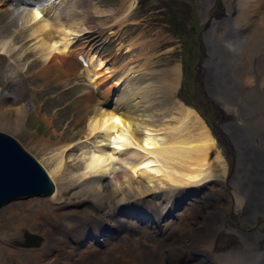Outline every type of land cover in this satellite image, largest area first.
<instances>
[{
    "label": "bare ground",
    "instance_id": "obj_1",
    "mask_svg": "<svg viewBox=\"0 0 264 264\" xmlns=\"http://www.w3.org/2000/svg\"><path fill=\"white\" fill-rule=\"evenodd\" d=\"M84 1L91 0H0L10 15L11 30L10 35L0 30V127L3 129L20 135L24 118L31 110L38 112L42 107L34 103L37 95L27 93L25 96L26 91L19 85L23 79L22 70L28 72L30 67L38 66L29 60V54L43 63L36 73L46 76L55 62H60L62 67L65 61L62 60L68 54L71 56V42L94 32L86 24L96 17L95 14L103 12L94 6L93 11L88 9L93 12L91 15L86 11L82 14L79 11ZM206 1L194 0L198 20L205 26L200 38L202 55L198 70L202 71L201 66L210 70L204 79L197 80L201 91L208 94L206 114L200 105L185 98V76L180 65L164 69L163 79L157 81H162V88L156 86L154 79L150 83V76L147 83L140 86L144 75L129 78L125 75L127 68L123 75L114 77L119 88L130 85L127 97L115 94L110 101L84 108V113L90 115L78 134L85 137V144L71 140L76 132L62 140V134L55 133L59 125L54 122L50 126L54 128L53 136L57 137H52L56 140L31 134L28 143L47 157L48 173L55 180L56 188L50 197H45L47 199L26 203L28 209L34 211L30 217L21 213L23 206L16 209L9 203L10 206L0 208V264H57L58 249L71 229L82 227L86 237L88 228H93L90 223L101 234L104 230L121 229L117 234L111 230L118 238L116 243L103 239L116 257L112 253L109 255L110 252L106 256L103 252L92 264H151L152 261L161 264L162 259L176 249L189 251L185 242L180 236V242L171 240L165 244L164 240L153 239L147 230L140 228L138 231L135 221L131 220L132 215L127 216L131 211L125 212L129 208H121L128 199H134L135 202L129 204L138 214L139 205L148 198L150 204L144 211L150 212L153 220H159L165 210L173 211L174 201L185 197L195 185L201 188L195 191L199 195L193 200L210 192L198 203L194 201L190 206L182 203L180 213L173 217L177 215L179 219L180 216L182 223L191 216L193 228L188 230L192 232L185 238L191 244L197 243L208 254L210 259L204 264H264V233L254 230V219L264 206V127L259 134L260 123L249 121L255 114L251 105L247 107L249 103L243 93L251 97L250 103L256 96L264 99L263 77L259 79L261 74H254L264 73V68H255V71L235 68L238 61L246 60L254 46V40L247 45L243 39H238L241 30L237 27L245 30L253 23L249 35L252 34L255 40L264 36V0H249L252 5L246 12L241 0L238 5L234 0H218L219 12H213L212 4ZM242 17L245 20L236 25ZM221 26L225 27L224 34L217 30ZM230 29L235 33L230 35ZM215 39L224 47L213 45ZM256 53L252 58L259 64V52ZM102 64V59L91 56L87 65L81 68L87 79L86 85L92 91L98 87L95 67L98 69ZM234 70L238 71L236 76ZM60 76L64 80L70 78L61 70L51 81ZM249 80H252L251 84H248ZM149 93L154 98L150 99ZM163 93L170 99H161L159 96ZM57 101H52L55 102L52 109L56 108ZM229 105L237 113L223 118L232 125L221 128L218 121L222 120L223 109ZM204 116L213 123L208 126ZM43 120L49 122L48 118L43 117ZM70 123L73 124L69 122L67 128ZM260 125L263 126V122ZM221 136L225 142L230 139V143L226 144ZM253 140L258 148L252 147ZM2 170L0 168V172ZM80 194L86 197L79 198ZM78 205L81 211L75 210ZM119 211L125 215L122 219L117 215ZM166 220L167 217L159 227L152 224L158 230L162 227L164 231H170L169 234L179 229L183 233L187 231L185 223L168 230ZM21 226L40 234L42 242L36 247L30 245L35 243L37 236L26 229H18ZM3 231L8 233L3 234ZM136 232L138 237L134 238ZM162 235L159 231L158 236ZM90 237L94 238L93 235ZM2 241L19 251L4 248ZM95 243L102 244L100 239ZM50 254L53 259L45 261Z\"/></svg>",
    "mask_w": 264,
    "mask_h": 264
},
{
    "label": "rangeland",
    "instance_id": "obj_2",
    "mask_svg": "<svg viewBox=\"0 0 264 264\" xmlns=\"http://www.w3.org/2000/svg\"><path fill=\"white\" fill-rule=\"evenodd\" d=\"M246 2L247 4L245 5ZM206 3L212 4V9H214L213 12H219L220 6L218 5V0H208L206 1ZM242 3L244 4V12L251 8L250 5L252 4H249L251 3L249 0H241V5ZM195 4L196 3H194V0H91L87 1V3L86 1L82 2L81 11H79L82 14H85L86 11L87 15H91L93 12L91 13L90 11H93L94 6H96L95 8H99V10L103 12V14L100 15L95 14L96 17L93 18V20L91 19V22L89 20L86 24V27L92 28L94 32L90 33L91 35H82L79 40L71 47L73 54L71 56L70 54H68L67 58L62 60H65L63 62V66L60 67V62H55V65L51 67L50 72H48L46 76L44 75V73H36L38 72L39 67L42 66L43 63L39 58L37 59L36 57L29 54V60L36 62L35 65L38 66L30 67L28 72L26 71L27 69L22 70L23 79L19 83V85L21 88H23L22 90L26 91L24 93L25 96H27V93H29L30 96L35 93V96L37 95L35 101L36 99L37 101L34 103L42 107L38 112L31 110L27 118H24L25 121L22 122L23 126H20V131L21 133L24 132V134L20 133L19 135V133H14V131H10V129L7 131L6 129H3V127H0V131L4 134L11 135L20 145H23L22 147L25 149V151L28 152L31 156L35 157V159H37V162H39V164H41L48 173L50 169L47 162V157L44 154H41L35 146L28 143V141L31 139V134L35 135L36 137H41L42 139H47L50 141L56 140L55 138H53L57 137L53 136L55 135L53 133L54 128L50 126V124L54 122L59 125L56 128L55 133L62 134V140H65L64 137H67L70 134H73V132H76L71 136L73 137L71 140H79L78 142L85 144V137L83 138L81 137V135L78 134L80 133V129H82L84 123L86 122L85 118L90 115L84 113L86 112L83 111L84 108L86 106L88 108H92L91 106L95 105L98 102H102L105 99L109 100L113 98L115 94L121 95V97H127L126 92H130V85H128V87L127 85H124V88L123 86L119 88L117 83H115L116 80L114 78L115 76L123 75V72H125V69L127 68H130V70L128 71L127 69L128 73L126 71L125 75L129 78L138 76L137 74L144 75V82L142 81L140 86L144 83H147V78L148 76H150V83L154 79L153 81L156 83V86L162 88V81L160 83L157 81L163 79L161 77V74L164 69H169L171 67L180 65L182 73L185 76V98L189 101L194 102L195 105H200V109L204 114H206L209 109V103L207 102L208 94H205L203 91H201L200 85L198 84L197 80L198 78L204 79L206 75L210 72V70L207 71V69L203 68L202 66V71L200 72L198 70V68H200L199 65L201 61V58L199 56L202 55V46L200 45V38L202 39L203 34L201 33L204 30L205 26L202 24L201 21H199L200 19L198 20V16L196 15ZM234 4H240L239 0H234ZM3 5L0 4V28H3H1L0 30L3 31V34L10 35V15L5 10V8L7 7ZM239 20V23H235L238 26L241 25L240 23L243 22L245 18L242 17V19L239 18ZM232 23H234V21ZM253 27V23L248 24V27L245 30H243V28L241 27H237L238 30H241L238 33L240 36H237L239 40L243 39L242 41L245 42V44L247 45H249L254 40V46L252 48L253 51H251L250 55L245 58V61L237 62L238 65L235 68L238 71H245L247 69L255 71L256 69L262 70L264 68V42H262L264 36H259L258 38H256V40L255 38L253 39L252 34L249 35ZM224 29V26L217 28L220 34H224ZM228 33L232 35L235 32L230 29ZM259 38L263 39L260 40ZM217 40L218 39L214 40L213 45L220 44L224 47V45L222 43H219ZM260 42H262L263 44H260ZM256 45L260 46L262 51L261 49H258ZM239 51L240 50H238L237 52ZM256 51L259 52V64H257L255 62L256 59H254L255 54H257ZM80 54L89 59H91L92 56L97 57L100 60L102 59L103 61L102 66H100L98 69V66L95 67V72L97 73L96 75L98 77L96 82V85L98 87L96 86V90L93 89L92 91V89L88 88L86 85L87 79L82 73V65L79 63L78 60V56ZM260 55L262 58L260 57ZM252 56L254 57L252 58ZM235 59L239 60L237 57H235ZM61 70L64 71L67 75H69L70 78L68 80L66 79V81L60 76L58 79H56V81H51L52 79H55V76L53 77V75L55 73L58 74ZM232 70L233 69H231V71ZM198 71L200 73H198ZM235 71L236 70H234V76H236L238 72ZM254 74H261V76L258 75V78L260 79L261 77H263L262 79L264 80V73L255 72ZM129 78H127L124 82H126ZM251 81L249 80L248 84H251ZM49 84L50 86H48ZM166 85L168 84L166 83ZM243 93L245 94L246 101L249 103L247 104V107L248 105H251V108H253L255 114L254 119H249V121L255 120V124H261V122H263V126L258 124L260 127H257V130L260 134V132L262 131V127H264V99L256 96L252 103H250L251 97H249L246 92ZM148 97H150V99L154 98L153 95L150 93L148 94ZM159 97L161 99L162 97H164V99H170L169 95H166L164 93L162 96ZM56 100H58L55 104L56 108L52 109V106L55 103L52 101ZM190 104L192 105V103ZM223 110L224 112L221 114L222 118H220V120H222L218 121V125L221 126V128L232 125V123H228L223 118L237 113L236 109L231 107L230 105L229 107H225V109ZM173 112L174 115H176L175 110H173ZM237 115L240 117V113ZM43 117L48 118L49 122L44 121ZM29 118L30 120H28ZM204 118H206V116H204ZM69 122H73V124L74 122L76 123L72 127L71 125L73 124L70 123L69 128H67ZM206 123L209 126V124L211 125L213 122L206 118ZM211 127L213 128V125ZM223 134L224 136H226L225 133ZM221 139L224 141L222 136ZM228 140L231 141L230 139ZM229 141L224 142L226 144H229ZM56 142L59 141L57 140ZM252 143V147L257 146L254 145L256 144V140H253ZM213 157L211 158V160L213 159ZM51 180L53 184H55V180L53 181L52 178ZM209 192L204 193L203 195L201 194L200 197H195V200H193L192 198L196 195L194 194L195 190H192L191 192H188L185 197L182 196L180 200L177 199V201H174V210L171 211L172 214H170L169 218L164 222L168 224V230H171L174 227H178L180 224L185 223V227H187V231L185 230V233L181 232L180 229L177 230V232H172L171 234H169L170 231H164L162 227H160L161 229L158 230L155 225L152 224L153 218H151V216L147 217L144 212H140L142 209H146L144 207L147 204H150V202H148V198H145V202L147 201L146 203L143 201L142 203L144 204L139 205L141 209L137 207L138 211L140 212V215H134L137 213H134L132 211V204H129L130 201L131 203L132 201H134V199L131 198L127 200V203L122 206L121 210L129 208L130 210H127L125 212L127 213L131 211V214H128L127 216L129 217L132 215L133 218L131 220L135 221V227L137 226L138 231L140 230V228L147 230L150 234L152 233L153 239L159 238L162 241L164 240L163 243H168L171 240L173 242L174 240L180 242L179 238H181V240L185 242V244L189 248V251H180L179 249H176L173 253L166 255L165 258L162 259L161 264H204L205 261L207 263L210 259L208 254L205 253V251H202L203 248H201V246H199L197 243L193 242V244H191L185 238L189 232H192V230H188L193 228L191 216L189 215L190 218H188V221L180 223V216L178 219L177 215L181 211L178 210V208L182 205V203L185 205L187 203L190 206V203L194 204V201H197L195 203L203 201L204 195L208 194ZM78 197L84 198L86 196L80 194L78 195ZM35 199L40 198H34L18 202L14 201L10 205H12V208L16 209L23 206L22 208H20L24 209L21 213L24 212L30 217L31 215L29 214H34V211H32V209L29 210V206L26 205V203ZM44 199L47 198L44 197ZM80 205L75 208L76 211L82 210V208H78ZM8 206H6L5 208H7ZM120 211L117 212V215L118 217H120V219H122L125 215H121L123 213L119 214ZM175 213H177V215L175 217H172L175 215ZM166 214L167 213H164V215ZM257 216L255 218L256 220L254 219V230L258 231L259 233H264V206L261 210V214L259 213L257 214ZM156 217H158V214H156ZM41 218L42 217L38 219L41 221ZM89 225L93 228H88L85 233V236L88 235L86 237L83 236L84 232L81 229L82 227H78V229H76L77 227H75V229L73 230L71 229V231L65 237L63 244L58 249L57 253L59 257V262L57 264H92L95 260L100 259V256L104 253L106 254V256H108L107 254L108 252H110L109 255H111L113 249H111L110 245H107L108 242L103 243V241L105 239H108L109 241L111 240L112 242L116 243L118 240H115L116 235L112 232H110V234L106 233V231L101 234L98 230H95L97 229V227L94 224L90 223ZM18 229H26L29 231L30 234L36 235V233L30 231L27 227L21 226ZM114 231L117 234L121 231V229ZM159 231L162 232V236H158ZM4 233L6 234L8 232L3 231V234ZM153 233L155 235H153ZM91 235H93L94 238L90 239ZM133 237H138L137 232L133 234ZM99 239L102 242V244L100 245L95 243V240ZM83 240L84 242H82ZM2 243L4 248H9L14 251L18 250L7 245L3 241ZM46 243L47 242H45V244ZM53 254L47 256L45 261L53 259V257L51 256ZM112 256H115V254L112 253ZM151 264L157 263L152 261Z\"/></svg>",
    "mask_w": 264,
    "mask_h": 264
},
{
    "label": "water",
    "instance_id": "obj_3",
    "mask_svg": "<svg viewBox=\"0 0 264 264\" xmlns=\"http://www.w3.org/2000/svg\"><path fill=\"white\" fill-rule=\"evenodd\" d=\"M0 207L34 196L44 197L54 191L46 170L14 140L0 132ZM33 246L42 242L36 237Z\"/></svg>",
    "mask_w": 264,
    "mask_h": 264
},
{
    "label": "snow or ice",
    "instance_id": "obj_4",
    "mask_svg": "<svg viewBox=\"0 0 264 264\" xmlns=\"http://www.w3.org/2000/svg\"><path fill=\"white\" fill-rule=\"evenodd\" d=\"M37 16H39V13H37Z\"/></svg>",
    "mask_w": 264,
    "mask_h": 264
}]
</instances>
